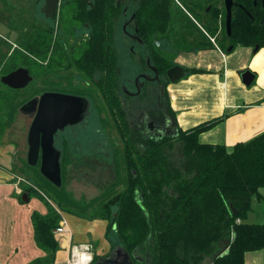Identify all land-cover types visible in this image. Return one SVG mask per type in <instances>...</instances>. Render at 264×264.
<instances>
[{
  "label": "trees",
  "instance_id": "1",
  "mask_svg": "<svg viewBox=\"0 0 264 264\" xmlns=\"http://www.w3.org/2000/svg\"><path fill=\"white\" fill-rule=\"evenodd\" d=\"M128 1L136 9L138 27V31H133L138 38L130 39L139 50L131 51V55L139 56L143 72L156 75V69L162 80L159 82L156 77L145 80L142 92L135 96L126 92L125 73L120 69L122 55L117 46L119 36L126 34L122 20L127 17L123 10ZM175 1L120 0L117 4L118 0H91L90 3L66 0L56 25L77 29L82 36L80 44L69 48L55 35L57 15L52 19L44 16L41 21L35 16L33 26L20 41L21 51L7 64L4 74L24 66L34 76L39 63L44 62H47L46 68L75 67L87 83L94 84V90L87 89L89 95L97 92L103 96L123 137L130 176L128 186L91 215L84 216L58 201L62 210L87 219L107 220V232H116L121 246L131 255L135 251L142 257H133L135 264H201L227 240H231L227 252L213 264H243L247 252L264 249V222L247 220L254 198L264 200V132L237 142L231 149L226 144L201 142L199 135L222 121L223 116H219L187 129L180 127L176 136L148 138L141 144L132 138L131 118L137 113V107L153 104L158 95L171 108L169 93L162 83L167 86L171 82L166 72L177 65L178 53L216 45L225 52L239 45L263 47L262 0H234L230 36L226 31L224 0L223 6L217 1L201 12L196 2L190 8H181ZM182 9L198 24L195 14L223 19V44H215L210 39L192 44L180 34L177 42L181 43L173 45L172 33L182 18ZM229 46H233L231 50ZM186 72L189 75L202 70L186 68ZM0 83V128L3 129L4 119L13 111L12 96L23 88L13 89L1 80ZM26 190L48 208L46 214L38 210L32 213L35 240L45 256L31 264H67L57 261L60 242L55 230L60 227L62 214L35 188L28 186ZM112 205L115 206L112 208ZM100 257L95 255L92 264Z\"/></svg>",
  "mask_w": 264,
  "mask_h": 264
},
{
  "label": "rangeland",
  "instance_id": "2",
  "mask_svg": "<svg viewBox=\"0 0 264 264\" xmlns=\"http://www.w3.org/2000/svg\"><path fill=\"white\" fill-rule=\"evenodd\" d=\"M217 1L220 6H223V0H204V2L201 0L200 2L199 0H179L178 2L176 0L175 5L180 4L181 8L183 6L190 8V4L193 5L196 2L200 5L198 11H202L205 6ZM43 4L44 0H0V77L4 74L7 64L21 51L20 41L33 26L35 16L39 21L44 18L40 11ZM182 10V18L172 33L173 45L175 42L181 43L177 42L180 34L189 39L192 44L200 39H210L215 44H223L221 42L223 19H207L195 14L193 17L198 19V24L194 19L191 21L187 12ZM128 16L122 20L123 23ZM59 21L58 13L54 24L55 35L60 36L69 48L79 45L82 37L80 32L77 29L73 31L71 28L68 29L61 25L57 27L56 24ZM117 46L122 55L120 69L122 74L125 73L123 79L125 88L129 92H134L136 78H139V81L143 83L145 78L141 74L147 73L153 76V73L142 72L139 56L131 55V51L139 50V48L127 34L119 36ZM39 64L33 80L12 96L13 111L9 113L7 120L4 119L6 122L3 129L0 128V179L5 183L18 186L20 188L18 196L27 193L29 200L26 201V204L31 208L42 211L41 205L45 208L44 212H48L43 201L29 195L26 190L28 186L35 188L60 211L63 217L60 226L66 229L67 221L72 225L71 254L74 243L82 242L92 246L93 259L97 254L104 256L114 246L120 245L117 233L112 230L107 232L108 221L102 218L87 219L81 215L66 212L60 208L58 201L70 208H75L76 211L79 210L77 212L84 213V216H88L99 212L104 203L124 190L128 186L130 176L126 165L123 138L103 96L97 92H92V95H89V91L94 90V84H87V80L80 70L73 66L62 69L46 68L47 62ZM87 89L90 90L87 91ZM46 91H74L80 95L88 94L85 96H88L93 103L89 121L77 125L75 129H66L63 134L64 138H61L63 135H60L56 140V146L64 149V151L62 150V185L60 187L42 175L40 162L33 166L28 163L27 159L28 132L36 109L24 110L22 107L31 100H38ZM163 100L165 101V98ZM148 124L147 120L144 123H137V126L133 128V135L137 137L134 140L137 143L143 144L148 138L155 136L149 130ZM141 125L144 126V129L140 130ZM33 198L39 200V203L37 204L34 201L36 199ZM75 203L81 206L77 207ZM114 206L112 205V208ZM256 206L257 214L251 213L249 221L262 223L264 222V200L258 203L255 201ZM55 233L59 240L61 235L57 229ZM79 235L83 237L84 241L78 239ZM71 254L65 261L67 264Z\"/></svg>",
  "mask_w": 264,
  "mask_h": 264
},
{
  "label": "crops",
  "instance_id": "3",
  "mask_svg": "<svg viewBox=\"0 0 264 264\" xmlns=\"http://www.w3.org/2000/svg\"><path fill=\"white\" fill-rule=\"evenodd\" d=\"M175 61L185 68H196L202 72L186 74L169 83L173 117L171 124L165 127L173 125L187 129L223 116L222 121L202 132L199 139L203 143L226 144L230 149L237 142L264 132V46L255 50L252 46L239 45L225 52L216 45L182 51ZM246 70L254 74L249 85L242 78ZM19 191L18 186L0 179V264H31L45 256L35 240L32 213L37 209L26 204L23 197L21 201L23 194L18 196ZM34 201L39 203L37 199ZM255 201L260 202L254 198L248 221L251 213L257 212ZM40 209L41 213H47L41 205ZM67 226L59 232V262H65L71 254L73 230L68 221ZM78 237L84 241L81 235ZM243 264H264V249L247 252Z\"/></svg>",
  "mask_w": 264,
  "mask_h": 264
},
{
  "label": "water",
  "instance_id": "4",
  "mask_svg": "<svg viewBox=\"0 0 264 264\" xmlns=\"http://www.w3.org/2000/svg\"><path fill=\"white\" fill-rule=\"evenodd\" d=\"M58 4L59 0H45L42 10L47 17H53L58 9ZM224 4L227 12L226 31L228 36H230L234 0H224ZM262 7L264 9V0H262ZM232 47L229 46L228 50H231ZM258 48L259 45H256L255 50ZM155 72L158 76L156 69ZM185 75L186 68L179 64L169 68L166 72V77L172 82L179 80ZM145 77L148 79L152 78L151 75H146ZM253 77L254 74L249 70L242 73L243 81L247 85L252 82ZM0 80L13 89H22L33 80V76L28 68L19 66L15 70L3 74ZM137 80L139 81V79ZM141 86L142 83L138 85V92ZM90 107L91 103L87 97L58 91H46L38 100H31L22 107L24 110L36 109L28 132V163L35 166L40 161L41 173L57 186L62 185V151L56 146L55 137L65 127L85 120L91 112ZM163 130L165 135L176 136L179 132V129L173 125L164 127ZM22 197L23 200H29L27 193H24ZM230 243L231 240L225 241L215 254L206 256L201 264H213L218 256L227 252ZM133 257L142 259L135 251L131 255L125 247L119 245L93 264H135Z\"/></svg>",
  "mask_w": 264,
  "mask_h": 264
},
{
  "label": "flooded vegetation",
  "instance_id": "5",
  "mask_svg": "<svg viewBox=\"0 0 264 264\" xmlns=\"http://www.w3.org/2000/svg\"><path fill=\"white\" fill-rule=\"evenodd\" d=\"M66 0H59V4H58V9L55 13V15L53 17H47L45 12H43L42 8L45 4V0H44V4L41 6L40 8V11L44 14V16L47 18V19H52L54 17H56V15L58 13H60V11L63 9V4ZM89 3L91 0H87ZM122 2H126V0H122ZM129 3L128 4H125V8H124V13L129 15L127 20L124 22V25H123V28L126 32V34L130 37V38H133V39H137L138 38V35L137 33H131L129 30H132V31H138V27L136 25V20H135V16H136V9L133 5V3H131L130 1H128ZM179 2V0H178ZM117 4H120V0H118V3ZM209 10V7L207 8ZM155 71V69H154ZM143 72V71H142ZM145 80H150L148 78H146L145 76L146 75H149L147 73H142L141 74ZM141 76V77H142ZM152 78L153 77H156L158 78V81L161 82V78H159V73H158V76L157 74L153 76H151ZM151 78V79H152ZM137 79L139 78H136L135 80V85H136V90L134 92H129L127 89H126V92L127 94L131 95V96H135V95H138L139 93L142 92V89H143V85L145 82L142 83V86H141V89L140 91L138 92V85L141 83L140 81H138ZM89 84V82L87 83ZM169 85V84H168ZM168 85L165 86L164 83H162V87L163 88H166L167 91H168ZM63 93H67V94H74V95H80L79 93H76L74 91H61ZM164 93V92H163ZM80 96H85V95H80ZM89 99L88 96H85ZM90 103H91V107H90V114L86 117L85 120H83L82 122L78 123V124H75V125H69L67 127H65L63 130H61V133L62 134H59L57 133L56 135V139L60 137V135H63L66 131V129H75V127L79 124H82L83 122H88L89 121V117L90 115L92 114V109H93V106H92V102L91 100L89 99ZM139 104V103H138ZM137 110V113L132 115V118H131V125H132V131H133V128L135 126H137V123H144L145 121L149 122L148 124V128L150 131H152V133L155 134V136H152L150 138H160V137H163L165 134L164 133V127L167 126L168 124H171V119L173 117V113L171 112V108L169 107L168 103H167V100L165 99V101L162 99V96L161 95H158L156 100L154 101L153 104H147V105H142V106H139L136 108ZM144 126L141 125L140 126V130L143 128ZM144 129V128H143ZM170 136V135H169ZM171 136H174V135H171ZM122 137V136H121ZM61 138H64V135L63 137ZM123 138V137H122ZM132 138H137L135 135H132ZM56 139H55V144H56ZM142 144V143H141ZM60 149V148H59ZM63 149H61L62 151ZM63 154V152H62Z\"/></svg>",
  "mask_w": 264,
  "mask_h": 264
},
{
  "label": "built area",
  "instance_id": "6",
  "mask_svg": "<svg viewBox=\"0 0 264 264\" xmlns=\"http://www.w3.org/2000/svg\"><path fill=\"white\" fill-rule=\"evenodd\" d=\"M64 230L62 226L57 228V232H63ZM92 261V246L89 243H79L73 246L68 264H91Z\"/></svg>",
  "mask_w": 264,
  "mask_h": 264
}]
</instances>
